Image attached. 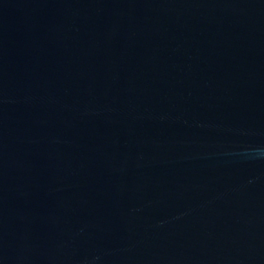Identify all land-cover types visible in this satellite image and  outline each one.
Returning a JSON list of instances; mask_svg holds the SVG:
<instances>
[{
	"label": "clouds",
	"instance_id": "obj_1",
	"mask_svg": "<svg viewBox=\"0 0 264 264\" xmlns=\"http://www.w3.org/2000/svg\"><path fill=\"white\" fill-rule=\"evenodd\" d=\"M241 154L255 159L264 160V147L245 149Z\"/></svg>",
	"mask_w": 264,
	"mask_h": 264
}]
</instances>
